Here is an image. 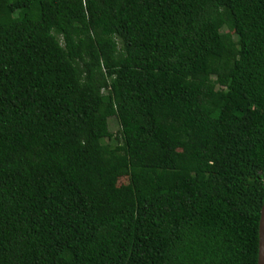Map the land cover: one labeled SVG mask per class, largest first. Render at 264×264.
Instances as JSON below:
<instances>
[{
    "label": "trees",
    "instance_id": "obj_1",
    "mask_svg": "<svg viewBox=\"0 0 264 264\" xmlns=\"http://www.w3.org/2000/svg\"><path fill=\"white\" fill-rule=\"evenodd\" d=\"M263 169L264 0H0V264H256Z\"/></svg>",
    "mask_w": 264,
    "mask_h": 264
},
{
    "label": "water",
    "instance_id": "obj_2",
    "mask_svg": "<svg viewBox=\"0 0 264 264\" xmlns=\"http://www.w3.org/2000/svg\"><path fill=\"white\" fill-rule=\"evenodd\" d=\"M263 198L259 209V218L257 224V256L256 264H264V169L262 176Z\"/></svg>",
    "mask_w": 264,
    "mask_h": 264
},
{
    "label": "rangeland",
    "instance_id": "obj_3",
    "mask_svg": "<svg viewBox=\"0 0 264 264\" xmlns=\"http://www.w3.org/2000/svg\"><path fill=\"white\" fill-rule=\"evenodd\" d=\"M107 128H108V131L110 133H112L113 135H115V133L118 131V124H117V121L114 117H110L107 119ZM104 144H113V141H107V140H104ZM117 185H122L124 183H126V179L125 178H119L117 179Z\"/></svg>",
    "mask_w": 264,
    "mask_h": 264
}]
</instances>
